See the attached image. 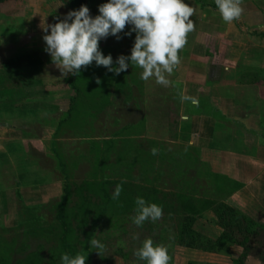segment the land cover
<instances>
[{
	"label": "rangeland",
	"instance_id": "1",
	"mask_svg": "<svg viewBox=\"0 0 264 264\" xmlns=\"http://www.w3.org/2000/svg\"><path fill=\"white\" fill-rule=\"evenodd\" d=\"M106 2L87 0L86 5L95 17L99 14L98 6ZM12 3L13 8L26 11L28 28L38 33L37 39L44 43L40 48H44L52 63L45 51L41 18L47 16V23L52 24L57 18L64 19L74 7L69 0ZM5 6L10 8L9 4ZM130 28L129 25L120 33V39H102V53L111 54L114 61L121 54L130 56L136 35H125ZM48 67L44 68V91L38 96L46 100L60 98L52 104H56L57 111L52 118L47 113L51 124H13L27 131L22 140L30 156L51 169L61 197L44 206L28 208L16 196L17 211L0 218V264H62L61 255L66 251L61 241L64 230L57 219V204L62 200L64 185L66 237L72 257L77 253L87 256L86 264H146L134 256L146 238L168 248L170 264H234L240 259L242 264H263L264 224L244 246L238 243L242 241L240 233L220 224L215 213L221 201L243 214L244 209L250 211L246 203L248 194H244L246 189L239 183L248 182L251 186L256 179H264V166L257 164L254 170L223 152L228 149V141L235 146L240 139L227 141V132L199 138L195 124L190 135L191 127L180 117L190 115L180 109L177 99L170 100L169 106H147L145 92L139 90V70L130 62L128 70L119 75L96 66L95 62L82 69L76 79L79 98L71 107L73 91L63 90L67 77H62L54 64ZM227 127L226 123L219 125L223 130ZM153 148L158 149L156 155L152 154ZM118 184H122L123 190L119 199L114 200L112 195ZM138 196L162 206V218L137 227L132 217ZM0 200L1 207L3 199ZM228 215L225 217L229 219L231 214ZM188 222L191 230L212 240L219 239L221 248L209 250L215 247L198 240L195 247L185 246L188 236L185 238L182 231ZM134 233H139L138 240L132 238ZM224 233L232 240H226ZM91 239L105 245L100 255L91 248Z\"/></svg>",
	"mask_w": 264,
	"mask_h": 264
},
{
	"label": "crops",
	"instance_id": "2",
	"mask_svg": "<svg viewBox=\"0 0 264 264\" xmlns=\"http://www.w3.org/2000/svg\"><path fill=\"white\" fill-rule=\"evenodd\" d=\"M13 1L0 2V44L3 45L0 46V67L7 60L30 51L40 52L44 64L31 93L0 110V139H4L0 144V197L3 199L0 218L17 211L16 196L28 208L44 206L61 197L51 169L30 156L22 140L27 137L24 135L27 131L13 124L20 121L51 124L52 114L57 112L56 104H52L60 100L38 96L44 91V68L53 63L49 62L44 48H40L44 43L37 39L38 33L28 28L26 11L13 8ZM184 2L196 8L191 17L195 30L188 35L187 44L179 53L181 64L169 77L171 85L162 87L154 79L145 82L140 78L139 90L145 92L147 106L153 108L169 106L170 100L177 99L180 109L190 115L180 116L191 127L190 135L194 124L199 138L208 133L227 132V141L238 138L240 142L233 146L228 141V149L223 150L225 155L234 156L235 162L250 165L254 170L257 164L264 166V0H243L245 12L231 24L222 20L215 0ZM136 68L141 77L142 69ZM63 90H71L68 83ZM181 94L197 98L198 106L182 102ZM30 105L37 107L30 108ZM151 113L154 112L148 111ZM223 123L228 124L225 130L219 128ZM260 179L251 186L248 182L239 184L246 189L244 194H248L246 203L250 211L244 209V214L264 224V179Z\"/></svg>",
	"mask_w": 264,
	"mask_h": 264
},
{
	"label": "clouds",
	"instance_id": "3",
	"mask_svg": "<svg viewBox=\"0 0 264 264\" xmlns=\"http://www.w3.org/2000/svg\"><path fill=\"white\" fill-rule=\"evenodd\" d=\"M215 5L227 24L239 20L245 12L243 0H215ZM98 11L99 14L93 17L87 5L82 4L79 9L70 10L64 19L57 18L55 23H47V16L41 18L45 51L50 54L61 76H78L93 62L119 75L128 70L130 62L132 67L142 69L141 80L154 79L162 87L170 86L169 77L181 64L179 53L185 48L188 35L195 30L191 17L195 15L196 8L184 0H107L98 6ZM129 25L131 28L125 35L136 34L130 56L121 54L114 61L111 54L104 55L100 41L109 36L120 39V33ZM96 82L99 84L101 81L97 78ZM180 99L194 106L199 104L198 99L192 96L181 94ZM151 151L153 155L158 153L156 148ZM122 190V184H118L112 198L119 199ZM135 204L136 214L132 222L137 227L163 216L162 206L148 203L143 197L138 196ZM132 238L138 240L139 233H134ZM90 246L98 255L105 247L97 239H91ZM134 256L146 264H170L172 260L168 248L154 244L151 238L143 240ZM86 259L87 256L79 253L74 257L66 253L61 255L62 264H86Z\"/></svg>",
	"mask_w": 264,
	"mask_h": 264
},
{
	"label": "trees",
	"instance_id": "4",
	"mask_svg": "<svg viewBox=\"0 0 264 264\" xmlns=\"http://www.w3.org/2000/svg\"><path fill=\"white\" fill-rule=\"evenodd\" d=\"M6 0H0V2H4ZM87 0H69V4L74 7V9H79L80 6L86 5ZM44 64L43 56L38 51H30L24 53L16 58H12L4 62L0 67V110L6 109L17 103L23 99H25L30 93L32 86L36 83V75L39 71H41ZM77 76L71 74L69 78H67V83L70 89L73 91V95L70 97L69 106H72V102L76 104L78 100V94L80 93V88L77 86L76 82ZM78 97V98H77ZM30 108H35L37 106H29ZM67 186H63V194L62 200L57 204V219L61 222L63 226L64 233H62V244L65 248L66 253L69 256H72L73 250L69 247L67 235L68 226L65 223L68 215L65 213V197L67 195ZM216 216L219 220V223L224 225L227 229H236L240 233V237L242 241H238L239 244L245 246V241L251 236H256L258 233L257 229H262V224L257 223L247 217L243 212L238 210L235 207L221 201L216 207ZM231 214L228 219L227 216ZM228 215V216H229ZM101 220L102 217L98 216ZM186 222L189 220L186 216ZM93 231H90V235H92ZM182 234L186 238V242L184 243L187 247H195L196 241H202L204 243H208L215 248H209V250H219L221 248V244L219 239L212 240L203 236L200 233H197L189 228V222L184 224ZM222 236L230 241L232 240L231 236L228 233L222 234ZM221 239V238H220ZM30 264V262H28ZM242 260L236 261L234 264H242Z\"/></svg>",
	"mask_w": 264,
	"mask_h": 264
}]
</instances>
